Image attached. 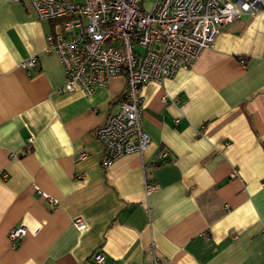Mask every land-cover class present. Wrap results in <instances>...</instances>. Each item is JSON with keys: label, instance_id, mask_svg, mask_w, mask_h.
I'll use <instances>...</instances> for the list:
<instances>
[{"label": "crops", "instance_id": "crops-1", "mask_svg": "<svg viewBox=\"0 0 264 264\" xmlns=\"http://www.w3.org/2000/svg\"><path fill=\"white\" fill-rule=\"evenodd\" d=\"M58 25L0 0V264H96L97 251L102 264H264V13L221 25L188 68L142 86L148 144L106 167L95 130L125 77L91 96L61 90L46 39Z\"/></svg>", "mask_w": 264, "mask_h": 264}, {"label": "built area", "instance_id": "built-area-1", "mask_svg": "<svg viewBox=\"0 0 264 264\" xmlns=\"http://www.w3.org/2000/svg\"><path fill=\"white\" fill-rule=\"evenodd\" d=\"M39 20H59L54 34L47 35L64 70L61 90H80L86 96L119 75L125 91L107 121L95 130L104 146L102 166L134 152L141 153L149 137L142 126L141 88L150 81L172 79L188 68L202 50L211 48L219 27L245 14L264 13V0H154L149 10L142 0H28ZM36 57L19 63L34 68ZM12 155V154H11ZM235 175V172H233ZM156 186L147 183L146 192ZM52 206L57 200L38 190ZM78 229L85 227L75 218ZM23 225L9 234L11 247L24 235ZM96 264L104 256L93 253ZM132 264V263H127ZM153 264H160L155 258Z\"/></svg>", "mask_w": 264, "mask_h": 264}, {"label": "trees", "instance_id": "trees-1", "mask_svg": "<svg viewBox=\"0 0 264 264\" xmlns=\"http://www.w3.org/2000/svg\"><path fill=\"white\" fill-rule=\"evenodd\" d=\"M122 96H123V95H122ZM122 96H121V97H122ZM121 97H120V98H121ZM119 100H120V99H119Z\"/></svg>", "mask_w": 264, "mask_h": 264}]
</instances>
